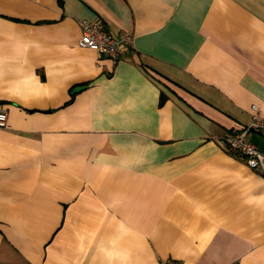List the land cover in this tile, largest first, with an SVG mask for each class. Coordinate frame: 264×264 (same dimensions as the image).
I'll return each instance as SVG.
<instances>
[{"label":"crops","instance_id":"0c3cea01","mask_svg":"<svg viewBox=\"0 0 264 264\" xmlns=\"http://www.w3.org/2000/svg\"><path fill=\"white\" fill-rule=\"evenodd\" d=\"M0 103V264H264V0H0Z\"/></svg>","mask_w":264,"mask_h":264},{"label":"built area","instance_id":"2783aa9c","mask_svg":"<svg viewBox=\"0 0 264 264\" xmlns=\"http://www.w3.org/2000/svg\"><path fill=\"white\" fill-rule=\"evenodd\" d=\"M133 39L131 35L120 38L114 37L106 30L102 21H83L81 23V37L78 45L96 51L102 57H107L114 63L121 60L132 48ZM252 110L258 111L256 105ZM8 122L7 109L0 103V129L5 128ZM251 131L264 132V119L255 116L253 121L240 131L225 133L217 136L214 140L220 147L239 159H241L251 170L264 175V154H262L248 139ZM160 264H177L173 259H167Z\"/></svg>","mask_w":264,"mask_h":264}]
</instances>
